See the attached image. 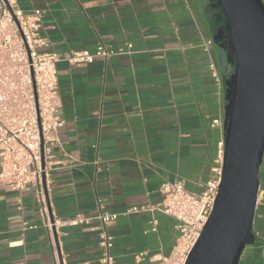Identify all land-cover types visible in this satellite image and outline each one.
Here are the masks:
<instances>
[{
  "label": "crops",
  "instance_id": "0c3cea01",
  "mask_svg": "<svg viewBox=\"0 0 264 264\" xmlns=\"http://www.w3.org/2000/svg\"><path fill=\"white\" fill-rule=\"evenodd\" d=\"M16 1L26 13L42 12L40 52L66 57L106 45L117 54L57 64L65 127L47 164L44 203L34 187H0V264H56V255L60 264H102L99 224L65 225L100 209L118 216L112 264H161L152 258H170L180 236L178 222L156 209L161 186L181 181L200 194L216 178L230 70L222 9L217 0ZM259 178L239 264H264V160Z\"/></svg>",
  "mask_w": 264,
  "mask_h": 264
},
{
  "label": "built area",
  "instance_id": "2783aa9c",
  "mask_svg": "<svg viewBox=\"0 0 264 264\" xmlns=\"http://www.w3.org/2000/svg\"><path fill=\"white\" fill-rule=\"evenodd\" d=\"M42 12L26 13L16 0H0V187L24 191L34 187L40 202L44 203V180L49 174L48 162L65 127L58 115L61 106L57 64L64 61L71 66L108 61L117 53L100 45L95 53L73 52L66 57L43 53L46 46L41 35ZM215 77H217L215 75ZM218 125L219 121H214ZM224 124V123H223ZM225 137L217 144L216 178L209 181L202 193L186 190L183 182L164 183L160 192L163 203L156 209L178 222L180 236L170 258L153 257L161 264H186L190 253L206 226L218 196L223 172ZM145 209L133 208L136 214ZM43 212L47 214L46 208ZM118 216L100 209L95 217L77 216L67 226H89L97 222L101 229L102 264H112L113 246L111 227ZM50 218L46 227L51 235L56 254ZM56 264H60L56 255Z\"/></svg>",
  "mask_w": 264,
  "mask_h": 264
},
{
  "label": "water",
  "instance_id": "95a60500",
  "mask_svg": "<svg viewBox=\"0 0 264 264\" xmlns=\"http://www.w3.org/2000/svg\"><path fill=\"white\" fill-rule=\"evenodd\" d=\"M217 2L226 21L223 50L234 68L224 82L226 150L212 214L186 264H239L252 239L264 160V4ZM53 232L57 240L55 228Z\"/></svg>",
  "mask_w": 264,
  "mask_h": 264
},
{
  "label": "rangeland",
  "instance_id": "374dc122",
  "mask_svg": "<svg viewBox=\"0 0 264 264\" xmlns=\"http://www.w3.org/2000/svg\"><path fill=\"white\" fill-rule=\"evenodd\" d=\"M262 2H263V4H264V0H262ZM223 21H225V17H224V15H223ZM219 36H220V35H219ZM222 53H223V59H224V62H225V66H228L226 55H225L224 52H222ZM229 69H230V70H229V77H230V76L233 74L234 68H233L232 66H230ZM229 77H228V78H229ZM223 121H224V117H223Z\"/></svg>",
  "mask_w": 264,
  "mask_h": 264
},
{
  "label": "flooded vegetation",
  "instance_id": "af4514ba",
  "mask_svg": "<svg viewBox=\"0 0 264 264\" xmlns=\"http://www.w3.org/2000/svg\"><path fill=\"white\" fill-rule=\"evenodd\" d=\"M230 66V65H229Z\"/></svg>",
  "mask_w": 264,
  "mask_h": 264
}]
</instances>
